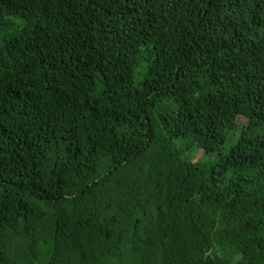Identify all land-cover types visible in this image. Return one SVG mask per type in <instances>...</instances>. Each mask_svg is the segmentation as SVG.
Segmentation results:
<instances>
[{"label":"trees","instance_id":"1","mask_svg":"<svg viewBox=\"0 0 264 264\" xmlns=\"http://www.w3.org/2000/svg\"><path fill=\"white\" fill-rule=\"evenodd\" d=\"M0 264H264V0H0Z\"/></svg>","mask_w":264,"mask_h":264},{"label":"rangeland","instance_id":"2","mask_svg":"<svg viewBox=\"0 0 264 264\" xmlns=\"http://www.w3.org/2000/svg\"><path fill=\"white\" fill-rule=\"evenodd\" d=\"M17 24H19V21H17ZM241 122H243V119H241ZM191 156H192V159L194 161H203V160L206 159V157L204 156L203 151L200 150V149H194V150H192ZM207 160H208V158L205 161L207 163H209Z\"/></svg>","mask_w":264,"mask_h":264}]
</instances>
